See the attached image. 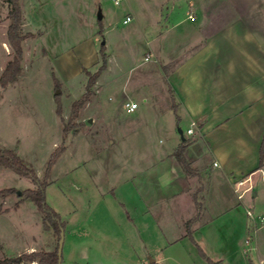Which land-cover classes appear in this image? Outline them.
Here are the masks:
<instances>
[{
	"label": "rangeland",
	"instance_id": "obj_1",
	"mask_svg": "<svg viewBox=\"0 0 264 264\" xmlns=\"http://www.w3.org/2000/svg\"><path fill=\"white\" fill-rule=\"evenodd\" d=\"M41 1L19 0L21 32L30 35L17 80L5 90L0 86V146L15 150L40 177L46 174L52 154L63 149L51 167L46 190L47 202L66 222L63 264H260L264 222L236 194H219L222 188L214 183L208 187L206 200L212 215L209 224L188 233V216L195 212L188 213V175L174 156L182 142L179 128L185 138L197 140L199 147L206 143L198 131L187 135L188 118L183 109H173L169 74L163 72L166 60L150 52L171 45L169 34L160 36L158 30L164 32L167 25L186 17L190 1L208 4L207 19L215 21L217 3L225 4L224 12L232 17L247 15V10L235 8L239 3L247 9L249 0ZM251 1H256L260 12L263 0ZM154 3L160 5V22ZM9 5V0H0V66L6 63L4 69L15 54L4 35L10 24ZM129 13L133 18L125 24ZM190 13L198 21L188 30V54L195 44L201 45L200 11L190 9ZM44 29L48 36H43ZM47 38L56 43L54 53L74 49L77 70L71 79H63L58 62L46 56ZM176 44L173 54L187 48V43ZM6 50H11V58ZM104 58L106 68L70 122L73 102L87 90L86 70L95 73ZM59 92L61 115L57 112ZM129 97L139 102L135 112L123 106ZM203 159L212 166L210 154ZM205 174L210 176L207 182H227L219 171ZM169 181L177 182V187L161 184ZM11 187L14 191L0 195V264H16L13 259L33 251L53 252L61 238L54 228L45 229L42 213L23 193L35 187L33 181L0 167V190ZM175 190L177 196L172 194ZM219 204L233 208L216 217ZM240 222L245 224L243 230L235 225ZM254 236L258 250L245 243L246 237ZM19 264L38 261L20 260Z\"/></svg>",
	"mask_w": 264,
	"mask_h": 264
},
{
	"label": "crops",
	"instance_id": "obj_2",
	"mask_svg": "<svg viewBox=\"0 0 264 264\" xmlns=\"http://www.w3.org/2000/svg\"><path fill=\"white\" fill-rule=\"evenodd\" d=\"M187 4L186 17L173 25H167V30L164 32L158 30L160 36L169 34V39H172L171 45L164 48L156 47L150 52L166 60L163 66L176 61L168 75L167 82L175 92L179 105L178 110L183 109L184 115L190 122L188 128L195 122V133L198 131L206 143L205 147H199L197 140H189V138L186 149L191 156V159L187 158L200 170V175H188L187 182L188 213L195 212L194 215L188 216V233H197L198 230L206 228L212 217L206 200L208 187L213 183L222 188V190L218 188L219 191L221 190L219 194H236L237 199L246 209L249 204L260 219L264 218V153L262 155L264 140V0L260 3L261 13H257L259 9L256 1L249 0L247 9L236 3L239 7L235 8L236 10H247L248 13L232 17L224 12L225 4L217 3L219 13L215 21L207 19L208 4L205 5L202 2L194 4L191 1ZM153 5L156 6L155 9L160 15L156 21L160 22V5L155 3ZM190 9L200 11L201 45L195 47L197 46L195 44L188 54L187 45L188 37H190L188 30L191 32L198 21L192 20L195 15L190 13ZM129 14L133 18V14ZM27 17L24 10V18L27 19ZM6 34L7 30H4V35ZM42 34L48 36V29L42 30ZM192 35V38L196 39L194 32ZM27 41H29L28 38L22 42L23 49ZM46 42L43 46L46 56L58 62L57 68L63 74V79H71L77 70L74 67V49L54 53L55 41L47 38ZM177 42L187 43V48L176 49V54H173L172 46L177 45ZM2 43L8 49L7 41L3 40ZM6 52L11 58V50L10 52L6 50ZM5 64L0 66V76ZM160 67L162 68V64ZM129 98L137 101L133 97ZM178 117L179 120L182 119L179 114ZM194 153L199 156H195ZM209 154L213 160L211 167H209L211 162L203 159V155ZM214 162H218V165L215 166ZM207 170H210V175L219 171L220 177L227 182H207L206 176H209L205 174ZM240 180H243L244 184L239 185ZM170 181L161 182V184L169 188L177 187V182ZM200 187L203 188L202 196L201 192L198 193ZM249 192L252 193V198L246 199ZM172 194L177 196L178 191L175 190ZM195 194L198 195L197 198L194 197ZM240 194L242 197H239ZM139 198L143 199L141 196ZM197 202L201 204L200 208ZM224 205L219 204V211L214 213V216L219 217L233 208L229 206L225 208ZM235 225L239 227V230L245 227L244 222ZM248 238L246 237L245 243ZM250 249L258 250V239L255 236ZM245 251L248 252L247 249ZM259 261L260 264H264V259Z\"/></svg>",
	"mask_w": 264,
	"mask_h": 264
},
{
	"label": "trees",
	"instance_id": "obj_3",
	"mask_svg": "<svg viewBox=\"0 0 264 264\" xmlns=\"http://www.w3.org/2000/svg\"><path fill=\"white\" fill-rule=\"evenodd\" d=\"M9 18L10 24L7 30V37L9 42L11 43L12 47L14 48L15 54L14 58L11 59L8 63L6 68L4 69L2 75L0 76V86L3 88L8 87L11 83L17 80V75L21 69V60L23 57V47L22 42L23 40L30 34H24L21 32V25L23 20V9L19 2V0H9ZM106 58H104V63L102 66L93 74L86 70L89 75V80L87 82V90L82 97L75 100L72 105V113L69 117L70 122H74L75 118H77L79 114V110L81 107L88 101L90 97V90L92 85L96 82L97 78L101 74V72L106 68ZM175 65L174 62L164 65V72L168 75ZM56 83L59 84V79L56 78ZM171 87V86H170ZM170 92L172 94L173 99V109L178 110V103L176 102L175 92L170 88ZM61 94L56 93V99L58 101L57 112L58 114H62V107H61ZM65 132L69 130L67 126L65 127ZM188 146V139L185 138L177 150L175 151L174 155L181 164L184 172L187 175L196 176L200 175V170L190 161L187 156L185 155L186 149ZM63 150V149H62ZM62 150L59 149L54 152L49 161V167L46 171V174L43 177H40L36 170L29 166L26 161L13 149L4 148L0 146V167H6L14 170L18 174L30 178L35 187L34 188H27L23 191L26 195V198H29L33 201L36 205L38 210L42 213V220L45 229H50L51 227L54 228L55 231L59 235H61L62 229L65 230L66 222L62 219L59 212H57L48 202L46 198V190L48 185L50 184L49 181V174L52 165L57 161V158L62 153ZM264 153V140L262 144V155ZM263 159V158H262ZM203 188L200 187L198 189V193L202 192ZM14 191V187L8 188L6 190H0V195H4L5 193ZM197 193V194H198ZM197 194H195V198H197ZM197 206L200 208L201 204L197 202ZM191 234V232H189ZM20 260L25 261H38V264H59V256H58V248L53 252H36L33 251L29 254H24L21 258L13 259L12 262L19 264ZM11 263V262H5ZM212 264H218L217 262L211 261Z\"/></svg>",
	"mask_w": 264,
	"mask_h": 264
},
{
	"label": "built area",
	"instance_id": "obj_4",
	"mask_svg": "<svg viewBox=\"0 0 264 264\" xmlns=\"http://www.w3.org/2000/svg\"><path fill=\"white\" fill-rule=\"evenodd\" d=\"M116 3H119V0H115ZM192 17V15L190 16ZM132 20V16L130 14H128L125 19L123 20L124 23H128L129 21ZM146 60H149L150 59V55H147ZM124 108L127 112H135L138 108H139V103L137 101H133V100H128L126 102H124ZM196 126V123L194 122L192 124V126L190 128L187 129V135H193L195 133V127ZM214 165L217 166L218 165V162H214ZM239 185H242L244 184V181L243 180H240L238 182ZM239 197H242V194L239 195ZM248 215H250L251 217L254 216L253 212L251 210H248ZM261 221L264 222V218H261ZM252 242V239L249 237L247 240H246V243L247 244H251Z\"/></svg>",
	"mask_w": 264,
	"mask_h": 264
},
{
	"label": "water",
	"instance_id": "obj_5",
	"mask_svg": "<svg viewBox=\"0 0 264 264\" xmlns=\"http://www.w3.org/2000/svg\"><path fill=\"white\" fill-rule=\"evenodd\" d=\"M102 44H105V41H103ZM179 132L182 134V139L184 140L185 139L184 132H183V130L181 128H179ZM64 236H65V232H64V229H62L61 238H60V242H59V248H58L59 264H63Z\"/></svg>",
	"mask_w": 264,
	"mask_h": 264
}]
</instances>
